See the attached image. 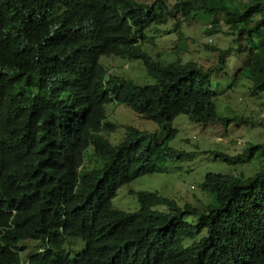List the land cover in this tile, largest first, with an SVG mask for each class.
I'll list each match as a JSON object with an SVG mask.
<instances>
[{"label": "trees", "instance_id": "16d2710c", "mask_svg": "<svg viewBox=\"0 0 264 264\" xmlns=\"http://www.w3.org/2000/svg\"><path fill=\"white\" fill-rule=\"evenodd\" d=\"M205 17L208 37H233L226 48L206 45L218 55L213 65L180 58L165 64L144 50L153 29L152 39L176 35L188 53L184 29ZM102 57L142 61L155 83L109 74ZM231 58L242 64L231 87L245 83L243 98L264 96V0H0V264H264V159L250 177L208 173L200 189L211 202L143 191L139 209L125 213L111 208L106 193L107 186L164 173L168 161L194 158L169 146L176 135L170 123L181 114L203 128H264L259 115L218 113L213 82ZM113 101L168 136L127 126L113 146L103 135L119 128L107 118ZM247 143L237 155L212 153L229 165L264 157V143ZM87 155L94 168L74 177ZM46 183L78 185L74 206L88 201L109 251L69 260L58 234L64 222L57 190ZM79 228L74 222L68 236ZM28 242L36 250L23 260Z\"/></svg>", "mask_w": 264, "mask_h": 264}, {"label": "rangeland", "instance_id": "374dc122", "mask_svg": "<svg viewBox=\"0 0 264 264\" xmlns=\"http://www.w3.org/2000/svg\"><path fill=\"white\" fill-rule=\"evenodd\" d=\"M175 1L167 0L171 5ZM207 21L208 19L205 17L184 29L186 47L182 48H185L188 53L178 48L179 39L176 35L152 39L154 36L153 29L146 32L150 41L148 40L144 45V50L165 64L175 62L180 58L184 61L193 60L209 67L216 62L218 55L208 51L206 45L212 44L226 48L232 44L233 37L224 34L208 37L205 31L206 26H209ZM222 28L227 31L226 27ZM100 62L114 76L131 79L139 85L155 83V80L147 74L142 61L102 57ZM229 67L225 72L217 73L213 82V90L217 93L215 101L218 113L222 116L242 115L257 119V115H259L263 118L264 96L259 94L254 98H243L248 95L243 87L245 83L237 88L231 87L242 64L236 58H231ZM229 94L231 98L228 97ZM106 109L108 118L113 123L133 126L141 131L157 132L161 138L166 136V133L162 132L155 122L139 116L124 105L112 102L106 106ZM171 126L178 130V134L170 142V146L176 150L198 152L197 157L188 161L168 162L163 165L166 172L143 175L120 188L117 196L112 200V205L115 208L127 212L138 210L137 193L141 191L157 192L162 196L176 197L182 203L187 200L193 202L197 199L211 202L213 197L210 194L200 193V185L208 173L232 175L242 173L246 177H250L263 164L264 157L259 153H256L255 158L250 162L235 165L218 161L215 155L211 153L216 151L233 156L242 153L249 145L247 142L264 143V128H260L259 125L237 127L234 123L228 128L221 124L203 128L201 125L192 123L187 115H180L172 122ZM226 130L228 131L226 132ZM125 134V129L119 128L115 133L110 134L108 139L113 145H117L124 139Z\"/></svg>", "mask_w": 264, "mask_h": 264}, {"label": "clouds", "instance_id": "9594fccd", "mask_svg": "<svg viewBox=\"0 0 264 264\" xmlns=\"http://www.w3.org/2000/svg\"><path fill=\"white\" fill-rule=\"evenodd\" d=\"M109 58H114V57H109ZM155 59H157V58H155ZM106 69L109 70L108 68H106ZM108 72L110 74V70ZM142 86H145V85H142ZM113 102H115V101H113ZM110 103H112V102H110ZM115 103H117V102H115ZM106 112H107V109H106ZM181 115H185V114H181ZM107 118H108V114H107ZM176 118H174L173 121ZM188 119H189V117H188ZM108 121H110L109 118H108ZM150 121H152V120H150ZM172 122L170 123V129L176 131V135L173 137V139H175L176 136H177V134H178V130L175 129V128H173L171 126ZM157 125L159 126V124H157ZM118 126H119V128H124L125 131H126V128L125 127H127V126H125V125H118ZM159 128H160V130L162 132H165L166 133V136L163 137V138H166L169 133L167 131H164L160 126H159ZM115 132H104L103 135L108 139V136L110 134H112V133H115ZM142 132H147V131H142ZM148 133H151V132H148ZM153 134H158V133L156 132V133H153ZM158 136H159V138H161L159 134H158ZM173 139L171 138V140L170 139L168 140L169 141V146H170V142ZM113 146H116V145H113ZM184 152H186V151H184ZM188 153L195 154L194 158L197 157V155H198V152H195V151L194 152H188ZM208 153H210V152H208ZM214 153H212V154H214ZM88 158H89V155H87L86 158L84 157L83 159H80L75 164V166L73 168V176L74 177L82 175L84 172H87L89 168H94V166H95L94 158H92V159H88ZM194 158H190V159H186V160H181V161H188V160H192ZM215 158H216V156H215ZM216 159L218 161L223 162L219 158H216ZM168 162H178V161H168ZM168 162H166V163H168ZM166 163H164V164H166ZM163 165H162V167H163V169H165V172H166V168ZM154 174H156V173H154ZM220 174H222V173H220ZM226 175H232V174H226ZM47 185H48L49 189L56 188V190H57V195H58V198H59V207H60V210L62 212V217H63V222H64L63 225L58 228V231H59L58 234L62 235L66 239V241H67L66 249L69 251V253L71 255V257H70L69 260L70 261H83V260H86V258L96 259L97 257H100V251H101V249H105L106 248L109 251L110 249L107 248V246L104 245V243H103V239H102V236H101L100 229L96 226V224H94V222L89 217L90 215L88 213V204H89L88 201H79V204L74 206V203L76 202V196L79 193V187H78V185L73 184V187L72 188H68L65 185H63L62 187L61 186H57V185H55L53 183H48ZM124 186H126V185H123L122 187H124ZM122 187H119V188L116 189V187H115L114 184L106 187V193H107V198H109V204H110V206H111V208L113 210H117V211H121V212H125V213H131V212L119 210V209L115 208L112 205V200L117 196V192ZM141 192H143V191H141ZM146 192H148V191H146ZM200 193H203V192L201 191ZM164 197H166V196H164ZM168 198H174L175 199L176 197H168ZM160 209H163V208H160ZM133 212H135V211H133ZM83 213H85L84 219H82L80 217V215L83 214ZM74 222H76L80 226V228H79V235H71V236H68V234H69V232H70V230H71ZM97 245H99L98 246V251H97ZM21 246L23 247V250L21 251V254L20 255L23 258V260H26L27 257H28V255L32 251L36 250V249H33L32 248V245H31L30 242H28L26 244L22 243Z\"/></svg>", "mask_w": 264, "mask_h": 264}]
</instances>
